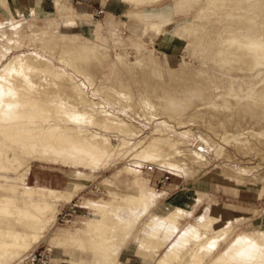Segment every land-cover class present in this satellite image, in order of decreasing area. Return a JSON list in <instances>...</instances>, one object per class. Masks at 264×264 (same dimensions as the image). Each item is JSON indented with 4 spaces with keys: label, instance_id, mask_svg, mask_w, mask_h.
<instances>
[{
    "label": "rangeland",
    "instance_id": "obj_1",
    "mask_svg": "<svg viewBox=\"0 0 264 264\" xmlns=\"http://www.w3.org/2000/svg\"><path fill=\"white\" fill-rule=\"evenodd\" d=\"M120 1L126 6L116 5L118 13L114 17L110 15L106 20L104 13L100 16L94 13L79 14L65 0H60L62 9L53 6L52 2L53 14L49 16L38 14L32 8L17 11L4 6L10 15L5 18L0 16V34H4L0 41L12 47L9 53L3 55L2 63L5 64L17 54H32L38 64L49 63L58 67L65 73L66 78L62 83L56 79L46 81L39 73L30 74L38 89L57 91L60 97H68V101H71L74 99L69 98L73 96L71 80L67 79L71 77L87 93V99L105 106L132 127L136 126L140 130L138 139L143 144L154 136L168 135L178 141V149L183 156L170 158L174 161L154 163L170 172L169 180L159 183L162 171L145 172L144 166L150 163L131 159L134 150L125 152V155L122 154L124 148L121 153H112L111 158H106V165L93 171L79 166L70 167L69 164L65 166L48 161L31 162L15 145L5 142L2 150L11 161L18 157L19 161L25 162L27 158L25 164L22 162L19 169H11L7 175L19 176L29 166L31 171L25 185L49 188L58 181L62 183L66 180L68 183L62 190L69 183L77 184L79 189L70 200L62 198L56 202L55 218L46 224L42 222L43 218L39 223L15 216L0 217L2 230L33 229L41 232L30 250L10 256L7 264H20L22 258L35 250L46 257V264H76L78 260L89 263L92 259L90 245L85 243L86 248H79L77 244H71L64 238L95 235L93 227L87 228L83 223L95 215L90 206L93 203L116 206L120 196L138 190L142 183L147 189L154 191L155 196L147 204L148 209L145 208L141 212L142 216L140 214L141 217H137L131 231L128 230L129 233H123L119 229L116 231V238L113 240L116 264H156L158 257L167 248H142L136 240L140 223L152 214L170 213L177 219L179 232H182L188 224H195L204 213L212 210V203L216 202V188L217 193L225 197L232 195L233 188H246L257 199L247 213L222 218L228 219L227 231L222 238L217 239L218 245L212 249L210 258L225 251L240 234L251 233L256 236L264 232V102L246 104L241 100L248 85L260 82L261 78L256 76L259 68L247 70L244 59H232L222 53L221 49L224 45L221 34H224L226 28L240 25L242 31L252 29L264 32V0H219L213 6H207V0H145L142 3H137L136 0ZM149 5L156 12L162 10L166 15L159 20L150 19L147 13L142 12L151 8ZM169 8L176 15L174 18L168 15ZM248 15L252 16L250 22L243 18ZM78 20L89 24L92 28L90 35L80 34L76 27ZM151 22L157 23L158 28L150 29ZM14 25H19L18 34L21 37L17 41H10L6 39V35L9 37L14 34L11 28ZM164 30H171L172 37L180 40L174 56H167L163 47L157 46L149 34L161 35ZM76 46L79 48L76 49ZM83 46L88 50L93 49V52L87 51L88 56L78 55L77 51ZM71 51L79 58H84L76 60L78 56ZM139 51L144 52V58L147 56L145 60L142 57L144 61L139 62L141 65L137 63ZM73 55L76 57L73 58ZM69 57L72 61L75 59V63ZM60 58L70 60V66L61 64ZM261 70L264 71V67ZM262 75L264 76V72ZM230 85L235 90H240V99L237 101L229 96L227 104L220 97V92H226ZM106 86V89H100ZM193 86H197L199 91L193 89ZM171 95L183 99L178 103L173 102L175 105L172 112L166 108L172 101L165 98ZM144 98L154 105L152 109H143L141 101ZM116 138L118 136H112L115 148L119 147V140ZM10 151L12 154L16 153L12 155ZM193 151L200 153V161H191ZM2 162L12 168L8 161L3 159ZM167 163L171 164L172 170ZM12 164L16 165V162L13 161ZM52 167L62 169L67 176H58L49 181L52 177L49 175V168ZM127 168L136 170L137 174ZM74 171L84 172L86 176L76 179L71 175ZM201 176H204L200 180H203L204 187L209 192H196L190 209L164 205L168 196L165 186L173 182L187 187ZM213 183L222 186L216 187ZM173 188V185L169 186V190ZM18 201L20 203L17 204L23 206V202ZM180 263L181 261L174 264Z\"/></svg>",
    "mask_w": 264,
    "mask_h": 264
},
{
    "label": "bare ground",
    "instance_id": "obj_2",
    "mask_svg": "<svg viewBox=\"0 0 264 264\" xmlns=\"http://www.w3.org/2000/svg\"><path fill=\"white\" fill-rule=\"evenodd\" d=\"M136 1L142 3L145 0ZM218 1L207 0L206 5L213 6L218 4ZM0 3L6 8H12L3 0H0ZM54 5L59 6V9L63 8L60 0H53ZM243 18L246 22L252 20L250 15ZM158 26L157 23L151 22L149 28L157 29ZM11 28L14 34L9 37L6 35V39L17 41L21 37L18 34L19 25H14ZM241 28L238 25L224 30V34H221V38H224L222 39L224 44L221 48L222 53H226L232 59H244L247 70L259 68L256 71V76L261 78V84L257 82L248 85L241 100H244L246 104H248L247 102L262 103L264 102V76L262 75L264 71L261 68L264 67V32H256L252 29L242 31ZM3 36L4 34H0V37ZM11 47L0 41V193L3 192L0 194V217L15 216L18 219L27 218L33 222H39L43 218L42 222L46 224L55 218L54 206L56 202L62 198L70 200L76 195L78 189V185L75 183H69L63 191L25 185L27 184L25 180L29 166L26 170L21 171L19 176L7 175L11 169L13 171L19 169L24 161H19L17 157L13 160L16 165L12 164L13 161L2 150L5 142L15 145L19 149L18 151L29 158L31 162L48 161L65 166L69 164L70 167L79 166L93 171L106 165V158L114 152L121 153L123 148L122 154L134 150L131 159L150 164L166 162L170 158L183 156L181 150L178 149V141L168 135L165 137L154 136L143 144V141L138 139L140 130L135 128L136 126L132 127L105 106L87 99V93L71 77L67 78L71 80L73 96L69 98H74L71 101H68V97H60L57 91L50 92L45 88L41 91L32 80V74L39 73L46 81H48L47 79H56L62 83L65 73L49 63L38 64L37 59L31 56L32 54L14 55L3 64V55L9 53ZM15 48L18 47L15 46ZM74 51L71 52L74 53ZM87 51L93 52V49L88 50L83 46L77 51V54L86 56ZM143 53L142 51L137 53V63L143 60ZM77 54L76 56H78ZM65 57L67 58V55ZM63 58H60L59 62L70 66L69 61L72 58L69 57L70 60ZM78 58L79 56L76 57V60ZM150 60L152 59L150 58ZM147 63L149 62L147 61ZM54 84L57 85L56 82ZM194 87L192 88H197V86ZM106 88L107 86L100 89ZM239 91L230 85L226 92H220V97L227 104L229 96L230 99L232 97L238 101L240 99ZM192 96L194 95L192 94ZM165 98L167 101H172V104L169 103L166 107L171 112L174 110L173 102L178 103L183 100L179 96L172 97V95L165 96ZM141 104L145 110L154 107L147 98H144ZM179 115L177 114V116ZM158 130L156 129V131ZM112 136H118L116 140H119V144H117L119 147H114ZM27 158L25 162H27ZM3 159L8 161L12 168L5 165L2 162ZM190 159L193 162H198L201 155L199 152L193 151ZM170 169L172 170V167ZM127 170L137 174L134 169L127 168ZM71 175L79 179L85 177L86 173L74 171ZM154 196V191L147 189L142 183L138 186V190L120 196V201L116 206L91 203L90 207L94 210L95 215L83 223L87 228L93 227L96 234L90 237L70 236L64 238L71 244H77L79 248H86V243L92 249V259L89 263L78 260L76 264H116L117 258L113 246L116 231L118 229L123 233L131 231L137 217L147 204L153 201ZM18 200L23 202V206L18 205L20 203ZM227 222L228 219H222L221 216L214 215L212 210H209L197 219L195 224H188L186 229L179 232V223L173 214H152L146 221L143 220L140 223L136 240L142 248L146 247L145 249L157 250V248L166 246L167 249L162 256L158 257L156 264H174L179 261H181L180 264H264V232H260L256 236L251 233L240 234L225 251L210 258L212 249L218 245L217 239L227 231ZM217 225L219 226L216 227ZM209 232L210 235H207ZM40 233L33 229L27 231H17L13 228L0 229V264H7V260L12 255L16 256L15 254L18 255L19 252L30 250L31 246L39 239ZM207 259L209 260L207 261ZM23 260L24 258L21 259L20 264Z\"/></svg>",
    "mask_w": 264,
    "mask_h": 264
},
{
    "label": "crops",
    "instance_id": "obj_3",
    "mask_svg": "<svg viewBox=\"0 0 264 264\" xmlns=\"http://www.w3.org/2000/svg\"><path fill=\"white\" fill-rule=\"evenodd\" d=\"M7 2V4L13 8V10H23V9H34L43 16H49L53 14V7H52V0H3ZM67 4H70L75 11L79 14H92L95 13L98 9H103V13L105 14V20L110 15L114 17V14L118 13V7L115 8L116 5L122 4L123 7L126 5L120 0H65ZM114 6V7H113ZM151 8H146L142 10V12L147 13L148 17L152 20H159L166 14L161 12H156L151 6ZM121 10V9H120ZM168 15L171 18H174V13L172 9H168ZM170 12V13H169ZM10 15L9 10H7L1 3H0V16L7 17ZM85 20V19H83ZM83 20H78L77 26L80 34L90 35L92 28L89 26L88 23H82ZM133 30V29H132ZM151 35L152 40L157 46L163 47L165 54L167 56H174L176 55V49L179 47L180 40L175 39L171 35V30H164L161 35L155 33H149ZM31 168L26 175V179L29 178ZM49 173L51 181L52 179L55 180V177L62 176L65 178L67 174L60 168L52 167L49 168ZM201 176L195 181L194 184H189L187 187L180 185L179 183H169V186H174L173 190H169V186H165L164 189H167V198L164 200V205L167 207H174L180 206L185 209H190L194 203L196 192H209L206 190L203 184V180ZM68 181L63 180L61 182H56L55 185L49 188L54 190H62L65 184ZM216 187L222 186L218 183H213ZM37 186V185H36ZM47 187V186H45ZM229 188L228 186H224ZM212 189V187H207ZM65 190V189H64ZM217 188L215 189L214 199L216 198V202L212 203V212L214 215L221 216L222 218L232 217L236 214H245L248 210L252 209L256 201L255 194L246 188H233V193L230 197H225L223 194L217 193ZM166 191V190H165ZM170 191V192H168ZM226 193V192H224ZM211 194V193H210ZM213 194V193H212Z\"/></svg>",
    "mask_w": 264,
    "mask_h": 264
},
{
    "label": "built area",
    "instance_id": "obj_4",
    "mask_svg": "<svg viewBox=\"0 0 264 264\" xmlns=\"http://www.w3.org/2000/svg\"><path fill=\"white\" fill-rule=\"evenodd\" d=\"M53 1V0H52ZM96 16H100L103 14V9H98L95 13H94ZM144 170L145 172L147 173H154L156 172L157 170H161L162 171V174L159 178V183H164L165 181L169 180L170 178V172L165 170V169H162V168H159L158 166H156L155 164H148V165H145L144 166ZM46 257H42V255L37 252L36 250L35 251H32L31 253L28 254V256H26L24 258V260L22 261V264H46Z\"/></svg>",
    "mask_w": 264,
    "mask_h": 264
}]
</instances>
